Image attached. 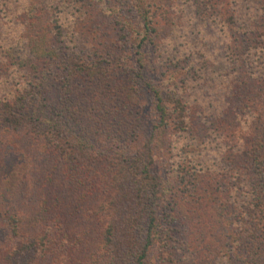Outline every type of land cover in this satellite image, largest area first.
Instances as JSON below:
<instances>
[{"label": "trees", "instance_id": "1", "mask_svg": "<svg viewBox=\"0 0 264 264\" xmlns=\"http://www.w3.org/2000/svg\"><path fill=\"white\" fill-rule=\"evenodd\" d=\"M45 1L21 2L27 18L17 52L8 38H0V71L14 76L12 89L0 79V129L39 141L63 164L60 172L86 208L82 213L97 220L99 237L86 264H264V119L258 118L261 129L246 126L238 142L243 125L231 106L215 102L211 110L185 95L194 63L187 70L168 69L162 89L143 83L152 94L145 105L142 85L117 81L113 75L123 72H111L116 68L103 54L91 59L78 51L76 23L64 31L68 13L51 19L50 8L62 0L42 7ZM122 1L131 12L124 16L128 41L144 69L146 49L175 35L184 10L179 0ZM254 1L242 24L239 10L224 0H196L195 14L225 33V60L232 66L227 73L237 79L231 99L242 104L248 123L257 121L256 98L264 101V0ZM6 3L10 14L13 4ZM67 8L70 16L82 13L80 7ZM251 85L256 87L247 91ZM198 103L208 110L198 113ZM146 125L151 126L148 141L143 140ZM161 132L171 138L168 152L175 157L168 178L154 171L152 141ZM212 154L220 166L213 165ZM103 162L108 167L100 170ZM93 198L96 208H88ZM33 212L29 224L38 234L26 231L21 213L4 218L13 245L0 255V264H72L77 236L64 232L62 214L56 215L45 198ZM64 234L70 240L62 242ZM183 237L187 256L178 257Z\"/></svg>", "mask_w": 264, "mask_h": 264}, {"label": "rangeland", "instance_id": "2", "mask_svg": "<svg viewBox=\"0 0 264 264\" xmlns=\"http://www.w3.org/2000/svg\"><path fill=\"white\" fill-rule=\"evenodd\" d=\"M4 1L8 2V0H0V38L1 40L8 38L9 42H12L8 46H13L11 49L13 48V53H15L20 48L18 46L20 32L24 31L26 27L25 7L21 4L23 0H11L12 10L10 14H7L6 9L9 4L6 3L5 6ZM51 1L46 0L41 4L42 7L49 6ZM81 2H78V0H62L59 7H52L50 10L47 9L43 12L46 16L49 10V16L51 13L53 14L52 18L50 17L51 19L58 14L63 16L62 12L68 13L63 22L64 31L73 25L72 20L76 23L79 30L77 37L78 51H81L87 57L91 56V59H94L95 55L103 54L104 58L108 59L109 64L116 68L111 69V72H123L119 76L113 75L117 81L124 84H126V81L136 82L139 87L143 83L145 85V82L152 81L160 87L163 86L166 75L169 74L170 70L168 69L177 67L178 69L187 70L194 63L197 67L190 75V82L185 85V87H188L185 95L193 98L194 101L192 102H195L196 99L201 100L209 105L211 110L216 109L215 102L222 106H231L234 114L238 115L236 118L242 122L244 127H241L243 133L237 139L238 142L243 141L246 126L261 129V121L258 118L264 119V101L262 97L256 98L258 104L254 107V110L258 113L257 121L248 123L249 118L246 116L247 112L242 109V104L237 102L233 105L231 99L237 79L233 77V74L230 75V72L227 73L232 66L225 60L224 47L227 42L225 33L221 29V25L202 22L195 16L196 0H179V5L184 10L180 19L181 27L176 29L173 37H163V42L159 40V43L146 49L149 62L144 69L140 68L141 63L138 59V52L128 41L130 36L128 30H126L124 16L128 14L127 18H129L131 12L129 8L124 7L123 1L84 0L83 5H81ZM224 3L226 5L230 3L231 7L233 6L239 10L237 12V9L232 8L230 11L238 13L236 19L238 20V17H240V24L244 22L246 14L251 13L256 7L254 0H224ZM68 5L80 7L81 10L78 11L82 13L77 15L72 13V16H70L71 9L67 8ZM12 11L14 14H12ZM8 46L7 48H9ZM214 57L216 60H214ZM212 60H214L215 70L212 69L211 72L208 67H210ZM222 68L224 69L222 70ZM140 69H142V77H145L146 81L141 79ZM2 72L0 71V79L4 77V81L8 82L12 89L13 74L9 71ZM204 74L206 75L204 76ZM186 81L188 80L186 79ZM255 87L251 85L247 91L253 90ZM182 88L184 87L182 86ZM11 89L6 90L9 92ZM143 89L140 92V98L145 105H150L152 94L145 87ZM2 97L3 95L0 93V100ZM252 97L254 99V96ZM207 105L198 103V106L202 108V111L198 110V113L208 110ZM222 111L214 112L216 117ZM204 124L206 125V123H203L202 126ZM202 126H199V128H202ZM143 130L145 132L143 140L148 141L149 136H151V126H144ZM199 133L196 132L195 135H200ZM21 135L20 131H2L0 129V255H4L13 245V242H11L12 235L6 229L7 223L4 218L6 216L14 217L17 212L21 213V219H23L24 225L27 226L26 231L30 234H38L40 230L30 228L29 221L33 217V211L37 210L45 198L50 205H54L56 215L62 214L64 232L71 236H77L75 245L73 244L74 248L71 251L72 255L70 254L72 264H86L89 261L88 257L91 250L94 249L95 240L99 237L97 220L93 216L89 217L86 213H82L85 208L83 203L78 200L77 192L64 178L66 176L60 172L63 169L61 161L46 152L39 141L28 138L26 135L21 137ZM168 140H171V138L167 136V133L161 132L157 133L155 140L152 141L158 159L154 171L166 178L170 174L168 169H172V162L175 161L173 152H168V150L170 151V147L167 145ZM218 147L219 145L217 149ZM189 151L194 153L195 149H189ZM215 159V155L212 154L213 165L215 167L220 166L219 162L216 161L217 159ZM159 160H161L160 164ZM107 167L105 162L100 164V170H105ZM244 174L249 178H254L252 171H244ZM241 184H245V182ZM222 187L223 185L220 184L216 189L221 191L223 190ZM239 188L245 191V188ZM92 200L88 204V208H96L97 199L93 198ZM6 213L8 214L5 215ZM84 216H87L86 221ZM61 240L65 242V240H70V237L64 234ZM184 242L185 237L182 238V247L179 254H177L178 257L187 256L183 251L186 249L183 246Z\"/></svg>", "mask_w": 264, "mask_h": 264}]
</instances>
